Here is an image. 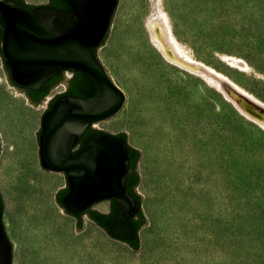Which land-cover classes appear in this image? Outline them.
I'll return each instance as SVG.
<instances>
[{
  "label": "rangeland",
  "instance_id": "obj_1",
  "mask_svg": "<svg viewBox=\"0 0 264 264\" xmlns=\"http://www.w3.org/2000/svg\"><path fill=\"white\" fill-rule=\"evenodd\" d=\"M160 13L185 54L171 58L155 46L149 25ZM98 54L127 100L93 126L126 131L142 151L137 190L148 224L140 251L88 214L77 230L56 200L65 173L45 169L39 156L43 112L67 85L33 104L9 82L0 55V113L33 123V157L21 159L13 143L0 174L12 264H264V112L251 101L264 109V0H119ZM197 65L223 76L209 78ZM166 93L176 122L153 115ZM100 202L93 208L110 210L109 199Z\"/></svg>",
  "mask_w": 264,
  "mask_h": 264
},
{
  "label": "water",
  "instance_id": "obj_2",
  "mask_svg": "<svg viewBox=\"0 0 264 264\" xmlns=\"http://www.w3.org/2000/svg\"><path fill=\"white\" fill-rule=\"evenodd\" d=\"M67 1L70 9L46 3L31 9L27 0H0L4 64L9 82L26 93L24 89H39L64 70L83 71L93 79L95 91L91 96L63 91L55 94L60 96L49 109L48 104L38 134L40 163L49 171L65 173L67 184L59 190L69 185L62 203L72 213L93 208L102 200L115 199L118 208L110 233L127 241L136 232L130 218L142 207V202L137 201L127 188L130 143L117 135L127 132L111 133L93 126V123L116 115L127 98L98 54L110 35L119 0ZM70 80L63 76L60 82L66 83L68 88ZM42 101L31 100L36 105ZM251 101L264 112L261 105ZM89 125L98 130L88 135L82 146L72 152ZM139 160L136 170L140 175ZM137 186L136 191L143 200L144 195L138 192ZM2 216L0 203V264H12L13 245ZM146 224L148 218L145 216L142 226ZM85 227L83 216V226H77V230Z\"/></svg>",
  "mask_w": 264,
  "mask_h": 264
},
{
  "label": "trees",
  "instance_id": "obj_3",
  "mask_svg": "<svg viewBox=\"0 0 264 264\" xmlns=\"http://www.w3.org/2000/svg\"><path fill=\"white\" fill-rule=\"evenodd\" d=\"M22 1L25 2V0H22ZM52 1H53L52 5L57 6L59 8H62V9H70L71 8V5L67 0H52ZM28 5L31 8L36 7L35 4H28ZM56 22L58 23L59 20H56ZM0 31H1V34H3V31L2 30H0ZM63 72L64 71L59 72L55 76L51 77L39 89L29 88V89H24V90H26L27 93L29 94V96H31L32 101L38 102V101L44 99L46 96H48L51 89L53 88V86L58 84L63 79ZM94 91H95V83H94L93 79L83 71H76V72H74L73 77L70 80V83H69V86L66 90V93H73V94L81 95V96H91L94 93ZM59 96L60 95H57L50 100L48 109L52 107L56 98ZM41 130H42V128L39 131V135L41 133ZM87 130L91 131V130H98V129H95L92 127V125H89ZM117 135L122 136L125 139H128L127 133H125V132L119 133ZM82 136H84V134ZM79 143H80V141L78 142V144ZM82 144H83V142H81L79 148L82 146ZM128 150H129V157H130V168L137 169V163H138V160L140 158L141 152L138 148L134 147L131 144L128 145ZM72 152H75V151H72ZM139 183H140V175H139L138 171L136 170V174L132 175V176L130 175V171H129L128 177H127V188L130 191V193L135 197V199L141 203L142 197L136 191V186ZM68 190H69V185L64 189L59 190L58 202L66 210L67 213H69V214H71L77 218V226L79 228H81L83 226V216L85 214H88L89 217L93 221H95L99 226L104 228L111 235L110 228H111V225L115 219L116 211L118 208V202L115 199H109L111 201V207H110L109 212H102V211H99L97 209H93L92 207H89L83 211L72 213L62 203L63 195H65L68 192ZM0 203L2 205V209H4V200H3V195H2L1 190H0ZM144 220H145V214L143 212L142 207L135 214V216L130 218V221L134 225L136 232H135L134 237L130 240H127L126 242L129 243L130 246H132L134 249H139V247H140L139 230H140L141 226L143 225Z\"/></svg>",
  "mask_w": 264,
  "mask_h": 264
},
{
  "label": "bare ground",
  "instance_id": "obj_4",
  "mask_svg": "<svg viewBox=\"0 0 264 264\" xmlns=\"http://www.w3.org/2000/svg\"><path fill=\"white\" fill-rule=\"evenodd\" d=\"M28 1L41 3L44 2L45 0H28ZM165 19L166 17L164 13H160L155 19L152 20L151 25H149L151 39L153 40L155 46L158 47L161 51H163L165 55L171 58H173V54L171 52H173L174 55L176 54V52H181L182 54H185L184 51L181 49L179 43L175 40L170 24L167 23L166 21L167 19L166 20ZM197 66L198 67L196 69H199L200 71L201 69L206 70L205 73L209 76V78L211 77L213 78L214 76H218V77L223 76L217 73L216 70H213L209 67L205 69L199 67V65ZM0 83H1V76H0ZM169 97L170 95L167 93L165 95H162L161 99H163V102L159 106L161 109L155 108L153 110L154 111L153 115H155V117L158 120H160V122L162 121L176 122L177 120L176 116L179 115L178 113L174 112V109L172 108V104L170 103L171 101L168 100ZM156 99L158 100L157 96ZM21 116H22V120L15 121V119H8L7 117L3 116L0 113V131L2 133V138H3V161H2V168L0 170V174L2 173L3 170H5L4 169L6 165L5 159L13 153L12 152L13 143L17 144L21 159L27 160L33 157L32 156L33 146L31 140V130L33 127V123L32 121H30L29 118H28L29 120L25 118L26 115L24 113H22ZM181 119L182 122L187 123L186 116L182 115ZM103 121L93 124L97 125L102 123ZM262 123L264 125V122ZM187 124L191 127L190 123ZM58 180L59 178H56V181ZM189 198L192 199L193 197L189 196ZM98 207L102 210H106L107 204L105 202H100L98 204Z\"/></svg>",
  "mask_w": 264,
  "mask_h": 264
},
{
  "label": "flooded vegetation",
  "instance_id": "obj_5",
  "mask_svg": "<svg viewBox=\"0 0 264 264\" xmlns=\"http://www.w3.org/2000/svg\"><path fill=\"white\" fill-rule=\"evenodd\" d=\"M29 4H32V3H29ZM46 4H48V5H52V4H53V1H52V0H48V2H47ZM35 5L38 6V4H35ZM29 7H30V6H29ZM30 8H31V7H30ZM31 9H34V8H31ZM2 37H3V34H1V31H0V55L3 56V52H2V49H1V41H2ZM3 57H4V56H3ZM28 96H29V94H28ZM29 97H30V99H31V96H29ZM86 130H87V129H86ZM86 130H85V132H84V136L81 137V140H80L79 146H80L81 142H83V141L85 140V138H86L88 135H90V134H92L93 132L97 131V130H91V131H89V130L86 131ZM0 147H1V141H0ZM129 171H130V175H131V176L136 174V169H134V168H130Z\"/></svg>",
  "mask_w": 264,
  "mask_h": 264
},
{
  "label": "crops",
  "instance_id": "obj_6",
  "mask_svg": "<svg viewBox=\"0 0 264 264\" xmlns=\"http://www.w3.org/2000/svg\"><path fill=\"white\" fill-rule=\"evenodd\" d=\"M1 190V189H0ZM102 212H104V211H102ZM106 212H109V211H106ZM76 220H77V218H76ZM10 238V237H9ZM12 242V241H11Z\"/></svg>",
  "mask_w": 264,
  "mask_h": 264
}]
</instances>
